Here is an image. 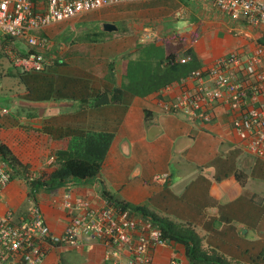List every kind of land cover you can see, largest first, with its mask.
I'll return each instance as SVG.
<instances>
[{"label":"crops","instance_id":"crops-1","mask_svg":"<svg viewBox=\"0 0 264 264\" xmlns=\"http://www.w3.org/2000/svg\"><path fill=\"white\" fill-rule=\"evenodd\" d=\"M117 7L121 11L113 10L106 20L102 11L108 8L78 18L81 20L61 23L40 31L43 34L38 35L49 40L46 55L55 62L53 63L55 67L51 71L48 69L40 78L44 81L48 74L54 79L77 78L83 85L65 89L61 94H57V85H55L52 88L54 89L51 93L52 98L46 106V115L34 114L32 121L26 114L0 115V129L17 128L15 129L17 136L12 137L18 139L25 134L27 138L33 137L32 150L28 153L31 159L22 154L19 147L12 143V137H7L8 141L5 143L12 150L16 163L29 165L30 169L40 175L53 164L50 158L55 157L57 149L62 145L61 138L69 127L79 124L85 131L113 133L114 139L100 176L96 180L87 182L73 180L55 191L39 188L31 192L28 185L22 183H20L21 189L11 188L12 182L15 181L13 180L0 195V213L5 214L8 210H13L15 220H18L26 216L32 206L38 204L43 210L47 224L55 234L59 235L65 232L73 218L72 211L64 206L65 194L71 192L74 200L85 199L92 205L100 207L104 201H109L102 196V191L106 190L119 200L145 206L161 217L188 225L201 237L204 248L214 247L224 255H228L231 260L237 261L236 264H253L254 259L264 253V218H260L257 212L250 213L246 208H241L244 200L239 191L247 189L249 179H244L240 175L241 169L237 167V159L243 145L235 133L227 107L223 105H216L213 109L210 107L212 114L210 122L191 119L181 112L167 111L163 107L164 102L176 101L186 90L195 92L196 83L182 84L184 77L174 81L171 88L166 87L165 97L162 95L163 90L154 89L155 92L146 97L127 96L125 105L115 103L111 100L112 92H110L116 85L115 81L106 80L104 72L97 75L96 70H93V73L89 72L90 75L87 70L81 68L79 62L80 60L84 62L90 60L94 63L107 62L112 54L110 51L114 50V41L120 45H115L118 54L119 52L124 54L126 51L130 54L141 51L142 45L155 41L160 47L166 43L183 44V48L175 51L179 54L175 61L181 64L196 61L200 69H206L212 67L218 59L232 53H238L246 58L255 48L257 42L255 39H260L259 31L233 19H231L233 23H228L224 18L227 19L229 16L204 0H151L134 5L121 4ZM218 13L222 14L224 20L216 16ZM137 16L140 17V21L124 22L127 17L133 19ZM88 19L95 22L97 28L101 26L103 30L105 23L119 26L118 30L112 32H116V37L112 40L106 39L101 52H95L92 57L82 56L87 53L82 43L73 40L67 43L61 40L68 30L66 29L68 25L86 24L89 22ZM121 28H123L122 32ZM237 29L239 33L234 35L233 32ZM2 40L0 44L5 46ZM8 45L19 51L27 50L24 40L9 41ZM172 53L167 54L161 61L152 60L153 69L162 73L169 71L171 66L166 62V58ZM57 61L65 63L58 65ZM69 62L72 63L70 68L67 67L64 71L56 70L57 67L67 66ZM77 69H81L79 74L76 73ZM9 72H11L10 67ZM24 90L23 93H26L27 88ZM105 90L109 91V103L88 108L81 104V100L87 95L94 98ZM75 94L77 98L73 99ZM67 104H71V108L80 106L82 110L78 113L74 110L61 112L59 108L68 107ZM90 108H94L92 113L100 116L99 125H90L88 120ZM62 116H67L69 120L61 121ZM69 122L71 124H68ZM20 123L32 129L27 130L23 127L24 132L18 136ZM139 146L147 147L152 152L161 147L158 156L162 158L160 162L164 166L148 170L139 167L133 170V174L121 170L117 166V161L122 156H131ZM153 159L154 157H151V161ZM157 170L169 174L166 184H154L153 177L160 174ZM143 173H146L147 180L142 179L143 184H133L132 179L141 178ZM151 178L154 185L151 184ZM111 186H115V189ZM234 192L236 194L232 196ZM206 211L209 215L205 214ZM218 219L226 226L221 231L215 229ZM233 222H239L241 228L235 230L232 226ZM255 235L259 236L260 243L259 240L256 243L251 242L250 238ZM92 249L99 255L98 262L106 264L104 247L92 237L87 238L85 244L77 248L68 245L50 246L43 264H62L64 254H72L74 257L72 262L80 261V255L87 254V251H90L89 255H91ZM79 250L82 253H79ZM175 252L179 264H193L188 258L186 247L182 244L158 249L154 253V264H171Z\"/></svg>","mask_w":264,"mask_h":264},{"label":"built area","instance_id":"built-area-1","mask_svg":"<svg viewBox=\"0 0 264 264\" xmlns=\"http://www.w3.org/2000/svg\"><path fill=\"white\" fill-rule=\"evenodd\" d=\"M151 0H0V43L2 38L24 40L26 51L11 45L1 51L11 65L25 73H40L53 64L46 55L49 40L38 32L70 22L101 9ZM231 19L242 22L264 35V0H204ZM258 40V39H255ZM195 82V92L186 90L174 102H164L167 111L181 112L191 119L210 122V107L223 105L232 117L236 135L244 148L256 158L264 159V44L244 58L232 53L206 69H198L182 79V84ZM8 111L1 110L5 115ZM54 157L51 158V161ZM12 165L0 155V195L13 181ZM30 181L40 178L31 171ZM169 174L162 173L153 181L167 183ZM64 206L73 218L62 234H55L45 220L41 206L35 204L18 220L14 211L0 213V264H43L50 246L81 247L89 237L105 249L106 264H154V253L172 248L162 228L144 215L123 210L109 201L97 207L85 199L74 200L65 194ZM171 264H179L177 253Z\"/></svg>","mask_w":264,"mask_h":264},{"label":"rangeland","instance_id":"rangeland-1","mask_svg":"<svg viewBox=\"0 0 264 264\" xmlns=\"http://www.w3.org/2000/svg\"><path fill=\"white\" fill-rule=\"evenodd\" d=\"M141 3H143V2H141ZM134 4H137V3H133V5ZM117 6H119V5H117ZM117 6L108 7V9H105L102 11L103 15H105V20L108 19L109 14H111V12H113V10L119 9L121 11V9ZM221 15H222L221 13H218L216 16L218 18L222 19ZM86 17H87V15H86ZM125 19L126 20H124V22H126V23H129V21H133V20H139L140 21L139 16H137V18H133V19H130L128 17ZM224 19L227 20V22L230 24L234 22L233 20H231L230 17H227V19L225 17ZM224 19H222V20H224ZM77 20H81V19H77ZM88 20H89V22H87L86 24L72 23V24L68 25L66 27V29L68 28V30H67L66 34L62 37L61 40L63 42H67V43H71L72 40L77 42V43H82V46L85 49H87L86 55H82V56L92 57L95 52H99V50L101 48H103V46L106 42V39L112 40L113 38L116 37V32L115 33L106 32L105 30H103V28L101 26H99V28H97L95 25V22H91L90 19H88ZM117 27H119V26H117ZM242 30H245V29H242ZM122 31H123V28H121V32ZM238 33H239L238 29L235 30V32H233L234 35H237ZM38 34L41 35V34H43V32H38ZM133 38L134 37H132V39ZM114 43H115V44H113L114 50H113V52L110 51V53H112V54H110V56L114 60H116V63L113 65V71H110L108 69V66H107L108 63L106 64V62L98 61V62L94 63L92 61L90 62V60H88L87 62L80 60L79 63H81V65H80L81 68L84 70H87L88 73L89 72L93 73L94 72L93 70H96L97 75H101L104 72L105 73L104 77L106 80L113 79V81H115V83L117 85H119L120 88H124L125 90L132 91V90L138 89L139 92H136V93L134 92V93L135 94L139 93V95L142 97H146V96H143L144 91H149L151 89L149 86L150 83L146 85L143 81H145V82L151 81L152 77H154L153 74H151L150 72H147V71H152L150 69L146 70L147 65H152V67H149V68L153 69V61L152 60H154V61L160 60L161 61L167 56V54H169L171 52H175V51H177V49L184 47L183 44L177 45L174 43H166V45H162V47H160L159 45H157V43L155 41H153V43L151 42L149 44L142 45L140 47L141 51L133 52L132 54H130L129 51H126L124 54H121V52H119V54H118V52L115 49V45L116 46H120V45L116 41H114ZM7 45L8 44H5V46H7ZM1 48H2V46L0 44V73H1V75H0V109H3V108L7 109L10 112L9 114L12 113L15 116L18 115V113H20V116H23V114H26V116H28V117L30 115H33V114L45 116L46 115V113H45L46 106L49 105L48 104L49 101L36 103V102H31V101L26 100V98L24 96L25 93H23V90H24V88L26 89V87L22 83V81L19 77V73H21V71H18L17 69L14 70L15 68L11 65L9 59L1 51ZM97 48H100V49L98 50ZM184 54H185V52H184ZM71 64L72 63L69 62L67 64V66L65 65V66L57 67L56 70L64 71V70H66L67 67L70 68ZM192 66L195 69L199 65L197 64L196 61H194V62H192ZM9 67L12 70L11 76H9V73H8ZM53 67H55V66H53V64H51L48 67L49 71H51L53 69ZM72 67H75V66H72ZM198 69H200V68H198ZM69 70L71 71V69H69ZM79 70H81V69L76 70L77 74H79V72H80ZM141 71H144V72H141ZM49 78H50V75L48 74L45 81H48ZM96 79H97V77H96ZM172 83H174V82H172ZM23 86H24V88H23ZM89 86H90V84H89ZM152 89H154V86ZM165 89L166 88H164L162 91L163 96L166 92ZM151 93L153 94V92H151ZM125 99H123L121 101V103H124L122 105H125V103H126ZM67 105H68V107L67 106L63 107V108L60 107L59 108L60 111L61 112L62 111L71 112L72 110H74L76 113H78L79 111L82 110V108L80 106L79 107L76 106L75 108H71V104H67ZM95 105H96V103H95ZM92 107H94V106H92ZM89 110H91L90 114H89L90 118L88 119L90 121V125L91 126L99 125V122H100L99 117L100 116L96 113H92V111L94 112V108H90ZM5 115H7V114H5ZM13 115H10V116H13ZM30 120L32 121L33 119L30 118ZM68 120H69V118L67 116L61 117V121H63V122H66ZM68 124H71V123L69 122ZM23 127H24V124L20 123L18 126V128H19L18 132H20V134H18V136L22 135V133L24 132ZM69 128L76 131V130H80L81 127L79 124H76L75 126L69 127ZM15 129H17V128H15ZM15 129L9 130L7 128H2V129H0V136H2L4 138L17 136ZM83 130H85V129L81 128V131H83ZM14 138L16 140H13ZM12 143L13 144L15 143L19 147L22 154L26 155L30 159L32 158L28 154L32 150V147H31V144L33 143V137L32 136L27 138V135L25 134L22 138H19V139H18V137H12ZM160 149H161V147L153 150V152H152V150L147 148V147H144V146L140 147L139 146V148H136V150H134L132 152L133 154L131 156L120 157V159L117 161L118 162L117 166H119L121 170H126V171H129L131 173L133 172V170H136L139 167L140 168H146L147 170L163 167L164 164L162 162H160L162 160V158L158 156ZM155 152H156V155H155ZM151 157H154L153 161H151ZM48 160H49V158H48ZM237 161H238L237 167L241 169L240 175H242L244 179H247V178L249 179V186L247 187V189H242L241 192L238 190L239 193H241V195H242V200H244L241 208H246L247 209L246 211H248L250 213L251 212H257L260 214L259 215L260 218L261 217L264 218V159H259V158L254 157L253 155H251L248 152V150L246 148L242 147V150L238 156ZM31 171H34V170L29 169L28 174ZM157 171H160L158 173L162 172V170H157ZM35 172H37V171H35ZM142 179L147 180L146 173H143L141 175V178L132 179V182H133V184H136V185L139 183L143 184L144 181ZM150 181H151L152 185L155 184V183L154 184L152 183V178ZM20 183H21L20 179L18 180V177H16L15 181L12 182L11 188H20V186L22 187V185ZM23 185H25V184H23ZM111 188L115 189V186H111ZM235 194L236 193L234 192L232 194V196H234ZM205 214L209 215L208 211H206ZM14 218H15V216H14ZM181 225L183 226V224H181ZM184 226H188V225L184 224ZM232 226H234L235 230H237L238 228H241V224L239 222H233ZM222 228H226V226H224L222 221H220L218 219V221H216V223H215V229L221 231ZM219 234H221V233H219ZM250 240H251V242L256 243V241L259 240V236L255 235L254 237L250 238ZM260 242L261 241L259 240L258 243H260ZM200 249H202V251L207 253V254L220 257L224 261V263H227V264H236L237 263V261L231 260V258H229L228 255H224V253L218 251L214 247L211 248L209 246L207 248L206 247L204 248L202 246V247H200ZM92 250L93 251L91 252V255H89L90 251H87V254H83V256H82V254L80 255V257H79L80 261L75 260V262H72V260L74 259L72 254H67V255L64 254L63 256L65 258L62 259V264H102L101 261L98 262L99 261V255L97 254V252L94 249H92ZM79 251H80L79 253H82L81 250H79ZM65 259H67L68 261L66 262Z\"/></svg>","mask_w":264,"mask_h":264},{"label":"trees","instance_id":"trees-1","mask_svg":"<svg viewBox=\"0 0 264 264\" xmlns=\"http://www.w3.org/2000/svg\"><path fill=\"white\" fill-rule=\"evenodd\" d=\"M42 1L44 0H33L35 4H38ZM9 41H11V38H4L2 40V44H8ZM259 42L264 44V35L260 37ZM97 49L99 50L100 48ZM178 55L179 54L177 52H173L166 58V62H168L171 67L169 68V71L165 73H162L159 70L156 71L151 69L149 67H152V65H147L146 70H152L147 72L153 74L154 77H152L151 81H143L146 85L150 83L149 86L151 88L149 91H144L143 96L152 94L151 92H155L154 89H158V91L163 90L178 78L180 80L182 77L188 76L193 70H197L199 68V66H197L194 69L192 62L188 64H181L179 62L177 63L175 60L177 59ZM109 57L110 60H108L106 64L108 63V69L113 71V65L116 63V60H114L111 56ZM64 63L65 62L60 61L56 62L58 65ZM45 72L46 71L40 73H19L22 83L26 85L27 88V92L24 95L27 101H50L52 98L51 93L54 91L52 88H54L55 85H57V94H61L65 89L76 88L80 85H83L80 83V79L77 78H68L65 80L62 77H56L55 80L54 78L50 77L48 81H43V79L40 77H42L41 75L45 74ZM10 74H12V72H9V75ZM153 86L154 89H152ZM110 92H112L111 100L115 103H121V101L127 96L131 97L139 95V93L135 94L136 92H139L138 89L129 91L125 90L124 88H120V86H117V84ZM108 93L109 91L105 90L97 94V96L94 98H90L88 97L89 95H87L81 100V104H83V106L85 105V108L92 106L96 107L95 103L102 97L103 94L106 95ZM76 98L77 95H73V99ZM33 117H35L34 114L29 116V118ZM24 128L27 130L32 129H28L27 125H24ZM62 137V145L56 151L53 164L48 170L46 169V171H42L40 178L36 179L35 181H30L27 175L28 170L30 169L29 165L16 163L17 160L14 157L12 150L9 148L8 144L5 143V141H8V138L0 137V155L12 165L13 180L18 177V180L20 179L22 184L28 185L31 192H33L34 189L36 190L39 188L48 191H55L60 186L73 180L82 182L96 180L101 174L104 162L108 156L114 139V134L108 131H75L70 130L69 128L67 129L66 134L64 133ZM102 196L107 198L117 207L143 214L155 224H158L162 228L165 237L170 242L175 243V245L182 244L186 247L188 258L193 264H227L224 263L220 257L203 252L202 249H200V247L203 246L201 237L194 231V229L190 228L189 226H182L181 224H178L168 218L161 217L145 206L134 205L127 201L119 200L112 193L106 190L102 191ZM253 264H264V253L260 254L257 259H254Z\"/></svg>","mask_w":264,"mask_h":264},{"label":"water","instance_id":"water-1","mask_svg":"<svg viewBox=\"0 0 264 264\" xmlns=\"http://www.w3.org/2000/svg\"><path fill=\"white\" fill-rule=\"evenodd\" d=\"M104 30L106 32H113V31H116L118 30L117 26L112 24V23H105L104 24ZM110 102V96L107 94L105 96H103L102 98H100L97 102H96V105H103V104H106V103H109Z\"/></svg>","mask_w":264,"mask_h":264},{"label":"clouds","instance_id":"clouds-1","mask_svg":"<svg viewBox=\"0 0 264 264\" xmlns=\"http://www.w3.org/2000/svg\"><path fill=\"white\" fill-rule=\"evenodd\" d=\"M262 35L260 34V37H261ZM258 39V38H257ZM258 42H259V39L257 40ZM53 63H54V61H53ZM198 70V69H197ZM19 71V70H18ZM189 76V75H188ZM187 76V77H188ZM184 78H186V77H184ZM184 78H182V79H184ZM172 86L170 85V86H168L167 88H171ZM163 107H164V105H163ZM165 108V107H164ZM1 110H4V108L3 109H0V111ZM7 110V109H6ZM8 111V110H7ZM173 112V111H172ZM10 112L8 111V113L7 114H9ZM173 113H175V112H173ZM1 115V114H0ZM186 116V115H185ZM188 117V116H187ZM160 174H162V173H160ZM158 175V174H157ZM156 176V175H155ZM154 176V177H155ZM154 177H153V179H154ZM154 182V181H153ZM155 183V182H154ZM156 184V183H155ZM158 184V183H157ZM110 202V201H109ZM123 210H128V209H123ZM129 211H131V210H129ZM132 212V211H131ZM134 214H137V215H143V214H140V213H136V212H133Z\"/></svg>","mask_w":264,"mask_h":264}]
</instances>
